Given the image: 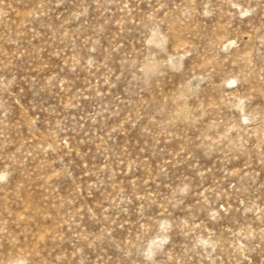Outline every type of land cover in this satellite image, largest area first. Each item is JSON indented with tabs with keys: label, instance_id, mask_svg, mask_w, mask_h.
<instances>
[{
	"label": "rangeland",
	"instance_id": "374dc122",
	"mask_svg": "<svg viewBox=\"0 0 264 264\" xmlns=\"http://www.w3.org/2000/svg\"><path fill=\"white\" fill-rule=\"evenodd\" d=\"M0 264H264V0H0Z\"/></svg>",
	"mask_w": 264,
	"mask_h": 264
}]
</instances>
